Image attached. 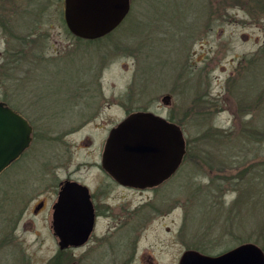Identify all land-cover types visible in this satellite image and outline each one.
Here are the masks:
<instances>
[{
  "label": "rangeland",
  "instance_id": "1",
  "mask_svg": "<svg viewBox=\"0 0 264 264\" xmlns=\"http://www.w3.org/2000/svg\"><path fill=\"white\" fill-rule=\"evenodd\" d=\"M64 6L0 0V13L13 15V32L32 35L39 52L37 62L14 72L0 67V101L33 127L29 148L0 175V264L126 261L129 237L119 247L104 244L91 263L80 248H59L51 221L59 181L76 170L86 174L84 164L101 148L100 130H72L76 112L103 105L104 117L117 122L120 104L135 95H170L166 116L181 126L187 156L182 184L150 194L151 203L167 205L133 236V264H172L188 247L217 255L254 243L264 251V0H131L114 33L79 43ZM12 40L0 27V53ZM80 89L102 91L107 102L95 104L94 93L78 98ZM86 135L91 148L80 145ZM41 200L45 207L35 213Z\"/></svg>",
  "mask_w": 264,
  "mask_h": 264
},
{
  "label": "water",
  "instance_id": "2",
  "mask_svg": "<svg viewBox=\"0 0 264 264\" xmlns=\"http://www.w3.org/2000/svg\"><path fill=\"white\" fill-rule=\"evenodd\" d=\"M64 4V19L69 30L88 40L111 33L131 9V0H64ZM32 133L29 121L0 101V175L29 148ZM185 153L186 140L177 124L153 113H135L111 131L103 163L125 184L136 185L137 181H143L154 185L176 170ZM43 206L44 202H40L35 213ZM93 227L94 213L88 189L76 182H66L54 205L51 223L59 248L82 246ZM179 264H264V251L254 243H243L217 256L188 250Z\"/></svg>",
  "mask_w": 264,
  "mask_h": 264
},
{
  "label": "flooded vegetation",
  "instance_id": "3",
  "mask_svg": "<svg viewBox=\"0 0 264 264\" xmlns=\"http://www.w3.org/2000/svg\"><path fill=\"white\" fill-rule=\"evenodd\" d=\"M128 15L126 16V18L128 17ZM126 18L115 30L98 39H104L106 37H109L112 33H114V31H116L118 28L122 26L124 21H126ZM12 19H13V15L10 16L7 13H0V27L4 29V31L9 30L11 37L13 39L12 42L14 46V47L6 46L4 52L0 53L3 59V62L0 65V67H2V69L0 68L1 74L14 72L24 62L30 64L31 62L35 63L38 61L37 59L39 55L37 48L38 43L35 41V39H32V35L24 36V35L15 34L13 32V29L16 25L13 23ZM67 29L70 35L78 40V43L80 41L79 39H84L75 36L69 30L68 26ZM98 39H94V40H98ZM118 45L119 44L113 46L114 48L112 49V51L118 50L119 49ZM70 51H72V49ZM70 51H68L66 54H68ZM104 53L105 54L103 56V60L100 62L101 66L105 64L106 60L111 55L110 51ZM94 83L95 81L93 80V84ZM94 90L95 89L86 91L80 89L79 90L80 92L77 95V97L78 98L85 97L84 96L85 93H94L93 95L90 96V98H93L95 100V104L96 101L97 103L100 104L106 103L107 101L103 99L104 96L101 95L102 91H98V90L94 91ZM143 91H144L143 92L144 95L150 93L144 89ZM167 96L170 95H163L162 99H161V95L159 94L154 96V98L151 97L150 95L149 96L147 95V97L144 98L142 96L140 97L137 95L128 96L127 97L128 100H126L127 102L120 104L121 105L120 108L121 110H123V114H122V118L117 122H113V119L111 120L107 117H104L106 111H104L103 105L83 106L81 111L79 110L76 112L78 114L77 125L74 126L72 130L78 131L86 128H92L98 131L100 130L101 135L99 142L101 148L100 150H98V155L96 159H94L92 162H87L86 164H84L88 169L86 174L76 175V171H77L76 170L75 172L69 173L67 177L64 178L63 180L59 181L56 192V199L52 205V220H53L54 205L57 202L59 193L66 182H76L82 186H85L88 189L89 198L94 213V227L88 241L85 242L82 246L78 247L82 251L83 254L82 256L84 261L88 260L91 263H95L98 254L97 251L100 247H102L104 244L109 245L108 243H110L111 246L114 245L115 247H119L120 244L119 239L122 237H124L125 239L129 237L131 242L133 243L131 248L132 250L130 254H127L126 261L123 262L122 264L135 263V259L139 257L138 256L139 254L135 253L136 252L135 243L138 240L137 237L135 238L133 236L135 235V233L139 234L143 229H145V226L152 219L151 218L152 213L162 211L167 205L165 202L162 201H159L158 203L153 201L151 203L149 201L151 199L150 194L152 193L159 195L164 193L165 190L169 188V184L172 181H176L178 185L182 184L181 174H182V168L185 162L187 151L182 161L176 168V170L169 177L156 182L154 185H148L146 184V182L143 181H137L138 184L136 185L125 184L122 181H120L118 178H116L113 174H111L104 167V163H103L105 146L111 131L130 115L135 113H153L159 117L166 119L167 121L175 123L169 120L166 116V110L168 104ZM179 127L181 128V126ZM93 143H94L93 139H91L89 135H86V137H84L81 140L80 145H82L84 148H91L93 146ZM136 167H142V166L136 165ZM40 202H44V206H43L44 208L46 202L44 200H41ZM174 208L175 207L172 206V208L170 209H174ZM103 229L104 232L100 234L98 231ZM72 249L75 248H69L67 250H72ZM188 250L199 251L198 249H193L189 247L182 249V251L179 252L180 254L174 258L172 264H179L183 254ZM94 252L95 255L93 256ZM206 255H210V254H206ZM217 255H212V256H217Z\"/></svg>",
  "mask_w": 264,
  "mask_h": 264
},
{
  "label": "trees",
  "instance_id": "4",
  "mask_svg": "<svg viewBox=\"0 0 264 264\" xmlns=\"http://www.w3.org/2000/svg\"><path fill=\"white\" fill-rule=\"evenodd\" d=\"M186 156H187V154H186Z\"/></svg>",
  "mask_w": 264,
  "mask_h": 264
}]
</instances>
